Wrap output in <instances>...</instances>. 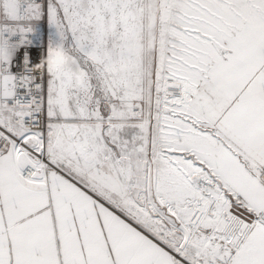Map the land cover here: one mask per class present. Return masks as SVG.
Wrapping results in <instances>:
<instances>
[{
  "label": "snow or ice",
  "instance_id": "6c2138e0",
  "mask_svg": "<svg viewBox=\"0 0 264 264\" xmlns=\"http://www.w3.org/2000/svg\"><path fill=\"white\" fill-rule=\"evenodd\" d=\"M0 264H264V0H0Z\"/></svg>",
  "mask_w": 264,
  "mask_h": 264
}]
</instances>
